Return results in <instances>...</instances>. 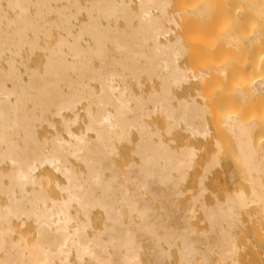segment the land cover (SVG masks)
I'll list each match as a JSON object with an SVG mask.
<instances>
[{
	"label": "bare ground",
	"instance_id": "obj_1",
	"mask_svg": "<svg viewBox=\"0 0 264 264\" xmlns=\"http://www.w3.org/2000/svg\"><path fill=\"white\" fill-rule=\"evenodd\" d=\"M210 44L253 50L264 77V0H0V264H264V122H226L249 192L204 202L216 153L180 201L189 143L223 142L191 70ZM247 94L264 98V79Z\"/></svg>",
	"mask_w": 264,
	"mask_h": 264
},
{
	"label": "rangeland",
	"instance_id": "obj_2",
	"mask_svg": "<svg viewBox=\"0 0 264 264\" xmlns=\"http://www.w3.org/2000/svg\"><path fill=\"white\" fill-rule=\"evenodd\" d=\"M244 5H240L243 7ZM180 23V32L187 34L196 32L194 23H190L187 17L178 18ZM199 25V24H198ZM212 22L206 25H200L199 31L204 30L210 34ZM197 26V25H196ZM222 26V34H227L235 29V24L230 21H224ZM213 36H217L218 32L213 26ZM211 35L208 36V39ZM264 52V50H263ZM253 53V50L232 51L226 45L210 44L208 51L203 52L192 50L191 70L196 75L201 76L208 74V85L201 86L198 89L203 95V102L209 111L208 118L212 130V138L221 140V149L213 146L212 143H202L200 141H192L189 143L197 149L196 166L192 168L189 178L182 184V190L185 193L180 201L182 205L193 200V196L199 192L200 178L204 175V168L212 160L213 155L219 153V164L214 167L213 171L208 174L205 181L206 193L204 202L208 204L214 203L217 199H224L225 195L234 192H249V184L243 173L242 168L235 161V150L232 145L225 139L226 137V122L231 118H238L245 123L264 122V98H255L247 93L258 82H261L264 77L259 75V71L254 67L244 65L245 60ZM222 71H228L231 79L224 83L223 86H217L216 82L222 77ZM195 84L196 81L194 80ZM146 87L149 84H145ZM184 93H186L184 91ZM241 94L246 96V99L241 98ZM153 124L154 121H152ZM159 130L164 132L165 124L161 116H159ZM164 138L167 141L174 140V145L179 147L186 143V135L182 132H175L171 135L164 133ZM257 146L264 145V133L258 139ZM121 158H117L116 162H129L131 158L130 152L120 150ZM264 180V168L261 174ZM53 191V187L50 188ZM255 207H252L254 209ZM200 215V214H199ZM96 228L101 227L100 216L95 214L93 217ZM247 220H250L247 217ZM257 219H255L256 221ZM199 222L200 219L194 220ZM23 235H27L29 239L33 238L32 229H21Z\"/></svg>",
	"mask_w": 264,
	"mask_h": 264
}]
</instances>
